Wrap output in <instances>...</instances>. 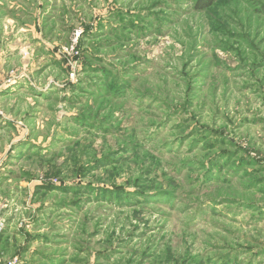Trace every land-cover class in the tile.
Masks as SVG:
<instances>
[{"label":"rangeland","instance_id":"obj_1","mask_svg":"<svg viewBox=\"0 0 264 264\" xmlns=\"http://www.w3.org/2000/svg\"><path fill=\"white\" fill-rule=\"evenodd\" d=\"M0 225L5 264H264V0H0Z\"/></svg>","mask_w":264,"mask_h":264},{"label":"crops","instance_id":"obj_2","mask_svg":"<svg viewBox=\"0 0 264 264\" xmlns=\"http://www.w3.org/2000/svg\"><path fill=\"white\" fill-rule=\"evenodd\" d=\"M3 257V256H2ZM5 258V257H4ZM4 258H0V264H5Z\"/></svg>","mask_w":264,"mask_h":264},{"label":"trees","instance_id":"obj_3","mask_svg":"<svg viewBox=\"0 0 264 264\" xmlns=\"http://www.w3.org/2000/svg\"><path fill=\"white\" fill-rule=\"evenodd\" d=\"M210 2L209 3H207V4H205L204 6H206V7H208V6H210ZM201 8H205V7H201Z\"/></svg>","mask_w":264,"mask_h":264},{"label":"built area","instance_id":"obj_4","mask_svg":"<svg viewBox=\"0 0 264 264\" xmlns=\"http://www.w3.org/2000/svg\"><path fill=\"white\" fill-rule=\"evenodd\" d=\"M2 229V225H0V230Z\"/></svg>","mask_w":264,"mask_h":264}]
</instances>
